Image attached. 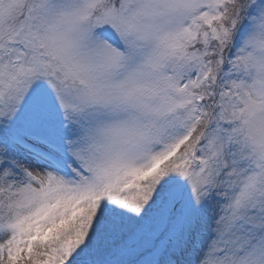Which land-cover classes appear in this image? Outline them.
<instances>
[{"label": "snow or ice", "instance_id": "snow-or-ice-1", "mask_svg": "<svg viewBox=\"0 0 264 264\" xmlns=\"http://www.w3.org/2000/svg\"><path fill=\"white\" fill-rule=\"evenodd\" d=\"M0 264H264V0H0Z\"/></svg>", "mask_w": 264, "mask_h": 264}]
</instances>
